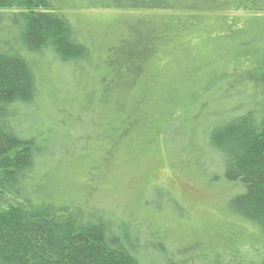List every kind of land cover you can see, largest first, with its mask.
Wrapping results in <instances>:
<instances>
[{"label":"trees","instance_id":"trees-1","mask_svg":"<svg viewBox=\"0 0 264 264\" xmlns=\"http://www.w3.org/2000/svg\"><path fill=\"white\" fill-rule=\"evenodd\" d=\"M89 8L143 13L98 42ZM149 163L220 215L161 232ZM0 264H264V0H0Z\"/></svg>","mask_w":264,"mask_h":264},{"label":"rangeland","instance_id":"rangeland-1","mask_svg":"<svg viewBox=\"0 0 264 264\" xmlns=\"http://www.w3.org/2000/svg\"><path fill=\"white\" fill-rule=\"evenodd\" d=\"M142 13V11L116 8L84 9L79 12L80 27L85 30H92V36L98 42L102 41L105 37H110L108 39H110L109 42H111L118 34H124V31L119 29L125 18H131L133 15ZM165 66L166 62L164 60H161L160 64H158V67L164 68ZM86 70L90 69L86 68ZM85 87L86 88H83L79 94L81 102L85 101V97L83 96L85 93H88L91 88L90 86ZM69 90L67 91L69 92ZM82 132H84L83 129ZM149 164L150 166L148 167L149 170H147V173L140 174L135 180L129 182L128 185L126 184L129 186L127 188L129 190L127 196H130V199L131 196L134 197L131 199L132 203H140L139 199H141V195L144 197L149 195L152 186L146 183V178L150 177L154 184L166 189L175 197L174 200L177 199L179 201L181 206L186 209L185 213L186 216H188L186 222H181L174 213L172 206L169 207V205L166 204L162 205V203L158 204V202L152 204L147 211L152 215L156 214L155 211L161 210L155 220V225L161 229V232L168 233V236L175 240H182L185 238V232H183L184 227L196 229L201 223L207 224L209 221L211 225V223L216 220L218 213L220 215V210H222L225 205V199L220 195L218 190L221 189V186H224L223 183L211 185L203 178L195 179L190 175H186L187 173L180 174L177 171L175 173L168 168L167 164ZM126 185L124 183V186ZM124 186H122L123 189L125 188ZM117 189L118 187L116 190ZM138 191H140L141 194L139 193V197L137 198L135 192Z\"/></svg>","mask_w":264,"mask_h":264}]
</instances>
